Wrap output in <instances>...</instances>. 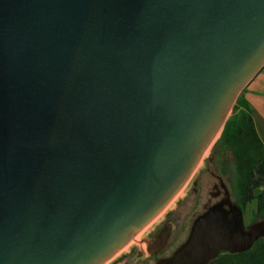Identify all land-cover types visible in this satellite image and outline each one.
<instances>
[{
    "label": "water",
    "instance_id": "95a60500",
    "mask_svg": "<svg viewBox=\"0 0 264 264\" xmlns=\"http://www.w3.org/2000/svg\"><path fill=\"white\" fill-rule=\"evenodd\" d=\"M263 68L264 0H0V264L106 263ZM263 238L224 190L155 264H210Z\"/></svg>",
    "mask_w": 264,
    "mask_h": 264
},
{
    "label": "trees",
    "instance_id": "16d2710c",
    "mask_svg": "<svg viewBox=\"0 0 264 264\" xmlns=\"http://www.w3.org/2000/svg\"><path fill=\"white\" fill-rule=\"evenodd\" d=\"M252 113L241 92L218 139L219 146L224 149L221 172L229 173L232 205L241 211L242 217L247 205L254 202L250 221L259 219L264 222V145L254 130ZM210 264H264V238L243 254L230 256L221 253Z\"/></svg>",
    "mask_w": 264,
    "mask_h": 264
},
{
    "label": "rangeland",
    "instance_id": "374dc122",
    "mask_svg": "<svg viewBox=\"0 0 264 264\" xmlns=\"http://www.w3.org/2000/svg\"><path fill=\"white\" fill-rule=\"evenodd\" d=\"M219 136L220 133L215 137L209 148L202 156L195 170L185 185L174 197V199L171 200V202L152 222H150L136 235L137 237L133 241L128 243L104 264H121L123 260L126 264H133L124 257L126 253L132 249L131 247L138 245L135 242H142L143 244H140V247H144V241H146L145 238L152 231L159 228L168 217H170L168 220L170 221V231L172 232L173 237L160 257L170 255L172 252H174L186 240L193 221L208 207L212 206L218 201V198L210 196V193H212L211 187L216 184L215 177H218L223 182V185L227 190L230 203H234L230 185L228 183L229 173H226L225 171L224 174H222L221 172V168L223 166L224 149L218 144ZM262 191L264 192V189ZM253 210L254 202L247 205L246 211L243 214L244 227L261 221L259 219H255L252 222L250 221V212ZM137 251L140 253L139 250ZM131 257H133V254H130V258ZM147 258V256L140 258V260H138L135 264H154L156 261H158L156 258Z\"/></svg>",
    "mask_w": 264,
    "mask_h": 264
},
{
    "label": "flooded vegetation",
    "instance_id": "af4514ba",
    "mask_svg": "<svg viewBox=\"0 0 264 264\" xmlns=\"http://www.w3.org/2000/svg\"><path fill=\"white\" fill-rule=\"evenodd\" d=\"M215 181H216V184L213 185L211 187V190H212V193H210V196L211 197H214V198H218V201L216 203H218L219 201H221L223 199V192L225 189L224 185H223V182L218 178V177H215ZM223 186V188L221 187ZM227 191V190H226ZM228 194V193H227ZM215 203V204H216ZM214 205V204H213ZM209 208V207H208ZM207 208V209H208ZM206 209V210H207ZM205 210V211H206ZM204 211V212H205ZM203 212V213H204ZM202 213V214H203ZM200 216V215H199ZM170 219V217L166 218L165 221L162 223V225L155 229L154 231H152L146 238V242H153V238L155 236H157L159 233H162L163 231H165L166 229H169L170 230V221L168 220ZM190 231V229H189ZM189 234V232H188ZM173 235H172V232L170 231V237L168 239V241L165 243L164 247L161 248L159 251H156L155 250V247L153 246H146L145 244V247H140V244L142 245L143 243L142 242H135L137 243L138 245H135L134 247H131L132 249H130V251L128 253H126V255L124 256L125 258H127L131 263L135 264L138 260H140V258H144V257H148L147 259H152V258H156L159 260H163V259H168L171 257V255L173 254V252L170 254V255H165V256H161L160 255L164 252V250L167 248V245L168 243H170V240L172 239ZM187 239V237H186ZM185 242V241H184ZM181 246V245H180ZM140 251V253L137 251V250ZM130 254H133V257L130 258ZM146 255V256H145ZM157 262V261H156ZM155 262V263H156ZM154 263V264H155ZM121 264H126L124 263V260Z\"/></svg>",
    "mask_w": 264,
    "mask_h": 264
},
{
    "label": "crops",
    "instance_id": "0c3cea01",
    "mask_svg": "<svg viewBox=\"0 0 264 264\" xmlns=\"http://www.w3.org/2000/svg\"><path fill=\"white\" fill-rule=\"evenodd\" d=\"M242 99L253 111L254 130L264 145V68L244 88Z\"/></svg>",
    "mask_w": 264,
    "mask_h": 264
},
{
    "label": "bare ground",
    "instance_id": "6f19581e",
    "mask_svg": "<svg viewBox=\"0 0 264 264\" xmlns=\"http://www.w3.org/2000/svg\"><path fill=\"white\" fill-rule=\"evenodd\" d=\"M176 195H177V194H176ZM176 195H175V196H176ZM173 199H174V198H173ZM170 202H171V201H170ZM170 202H169V203H170ZM162 211H163V210H162ZM159 214H160V213H159ZM159 214H158V215H159ZM158 215H157V216H158ZM157 216H156V217H157ZM156 217H155V218H156ZM155 218H154V219H155ZM154 219H153V220H154ZM153 220H152V221H153ZM152 221H151V222H152ZM149 223H150V222H149ZM149 223H148V224H149ZM148 224H147V225H148ZM147 225H146V226H147ZM146 226H145V227H146ZM145 227H144V228H145ZM136 237H137V236H135V238H136ZM135 238H134V239H135ZM134 239H133V240H134ZM133 240H132V241H133ZM145 242H146V241H144V247H145Z\"/></svg>",
    "mask_w": 264,
    "mask_h": 264
}]
</instances>
